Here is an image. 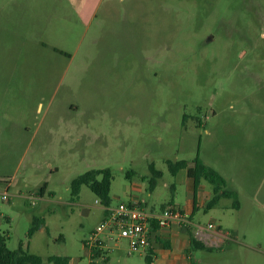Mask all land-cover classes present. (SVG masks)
I'll use <instances>...</instances> for the list:
<instances>
[{"label": "rangeland", "instance_id": "1", "mask_svg": "<svg viewBox=\"0 0 264 264\" xmlns=\"http://www.w3.org/2000/svg\"><path fill=\"white\" fill-rule=\"evenodd\" d=\"M260 109L264 0H102L89 16L72 0H0V231L41 264H89L85 242L106 206L88 185L73 196V179L109 167L112 206L132 195L147 209L183 205L186 172L168 161L199 157L238 192L240 210L229 197L195 210L198 239L210 222L229 232L193 249L196 261L264 264ZM100 238L99 262L148 264L117 229Z\"/></svg>", "mask_w": 264, "mask_h": 264}, {"label": "trees", "instance_id": "2", "mask_svg": "<svg viewBox=\"0 0 264 264\" xmlns=\"http://www.w3.org/2000/svg\"><path fill=\"white\" fill-rule=\"evenodd\" d=\"M168 164L171 172L175 175L178 170L188 166V161L185 159L177 162L169 160ZM152 169L155 173L160 175V171L156 170L155 167L152 166ZM188 176L193 179L195 184L205 179L213 186V197L207 203L208 209L215 207L220 199L224 197L234 199V208L240 207L238 193L233 189H229L226 178L215 168L206 164L203 159L199 157L195 158L194 166L188 168ZM112 180L113 173L111 168L90 169L73 179L71 192L73 196L78 197L82 186L88 185L102 204L108 207L112 204V197L110 194ZM154 184L155 180H152V186ZM45 187H47V183H45L39 191L41 196L45 194ZM41 223H43L42 219H34L33 225L28 232L29 236L35 232L38 225ZM187 231L190 234V241L193 249L207 248V245L203 241L195 237L190 226L187 227ZM8 239V235L0 231V264H41L43 262V258L40 255L30 253L28 250L24 249L23 246L15 250L9 248ZM95 255L96 258L100 257V251L97 250ZM146 259L148 264H150L151 260L149 255L146 256ZM49 261L52 264H70V257L65 255H53L49 257ZM99 264H108V260L103 258Z\"/></svg>", "mask_w": 264, "mask_h": 264}, {"label": "crops", "instance_id": "3", "mask_svg": "<svg viewBox=\"0 0 264 264\" xmlns=\"http://www.w3.org/2000/svg\"><path fill=\"white\" fill-rule=\"evenodd\" d=\"M75 8L77 9V13L81 16H89L92 14L100 5L102 0H72ZM259 116L264 115V110L260 109L256 112ZM188 161V160H187ZM205 162V161H204ZM206 163V162H205ZM207 164V163H206ZM209 165V164H208ZM194 166V161L189 162L186 168H182L178 170L175 175L185 171L184 182L189 186V190L187 193V200L182 205L175 200L170 203L177 205L182 212L190 219L191 215L195 212L196 209L200 207H206L207 203L213 197V189L209 190L207 185L203 183V179L200 180L197 184L194 183L193 179L188 176V168ZM218 171V170H217ZM227 180V179H226ZM112 185V184H111ZM138 188V187H137ZM171 188L176 192V186L172 185ZM236 191V190H235ZM237 192V191H236ZM238 193V192H237ZM129 201H136L141 204L144 202L135 195H132ZM164 206V205H162ZM154 209V208H153ZM240 210V207L239 209ZM214 223V222H210ZM217 229H206L202 234H197L199 236V240L203 241L207 247L221 245L225 243V238L229 234H223L221 232V225L218 223H214ZM190 226L192 232L193 229L190 225H183L179 221H173L171 225L162 228H156L153 236H152V248L150 252L152 253L150 256V264H202V261L198 259L196 261L194 255L192 254V245L190 241V234L187 231V227ZM195 235V233L193 232ZM196 237V235H195ZM197 238V237H196ZM198 239V238H197ZM103 258L108 260L109 256H102ZM195 259V260H194ZM77 263L76 260L70 258V264ZM99 264L98 258H92L89 261V264Z\"/></svg>", "mask_w": 264, "mask_h": 264}, {"label": "built area", "instance_id": "4", "mask_svg": "<svg viewBox=\"0 0 264 264\" xmlns=\"http://www.w3.org/2000/svg\"><path fill=\"white\" fill-rule=\"evenodd\" d=\"M7 196L4 195V198ZM179 221L183 225H190V219L175 204L169 203L159 209H147L136 201L120 202L115 206L106 207V216L103 223L91 233L86 247H91V252L102 250L103 241L100 234L107 228L119 231V236L128 241V253L144 252L151 256L152 236L156 228L167 227L173 221ZM214 223L207 227L198 226V234L206 229H217ZM92 252V255L94 253Z\"/></svg>", "mask_w": 264, "mask_h": 264}]
</instances>
